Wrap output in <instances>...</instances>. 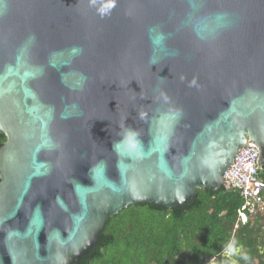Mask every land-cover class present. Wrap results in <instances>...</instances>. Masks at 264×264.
I'll return each instance as SVG.
<instances>
[{
    "label": "water",
    "instance_id": "water-1",
    "mask_svg": "<svg viewBox=\"0 0 264 264\" xmlns=\"http://www.w3.org/2000/svg\"><path fill=\"white\" fill-rule=\"evenodd\" d=\"M0 135V264L227 187L250 141L264 167V0H0Z\"/></svg>",
    "mask_w": 264,
    "mask_h": 264
},
{
    "label": "trees",
    "instance_id": "trees-1",
    "mask_svg": "<svg viewBox=\"0 0 264 264\" xmlns=\"http://www.w3.org/2000/svg\"><path fill=\"white\" fill-rule=\"evenodd\" d=\"M5 141L0 135V147ZM242 205L240 192L224 186L198 189L185 207L130 205L106 221L97 245L73 264H264V212L242 223ZM233 239L237 254L225 257Z\"/></svg>",
    "mask_w": 264,
    "mask_h": 264
},
{
    "label": "built area",
    "instance_id": "built-area-1",
    "mask_svg": "<svg viewBox=\"0 0 264 264\" xmlns=\"http://www.w3.org/2000/svg\"><path fill=\"white\" fill-rule=\"evenodd\" d=\"M259 148L250 141L240 148L231 167L224 174L226 188L240 192L243 205L239 212V221L246 223L258 212H264V181L261 177Z\"/></svg>",
    "mask_w": 264,
    "mask_h": 264
},
{
    "label": "clouds",
    "instance_id": "clouds-1",
    "mask_svg": "<svg viewBox=\"0 0 264 264\" xmlns=\"http://www.w3.org/2000/svg\"><path fill=\"white\" fill-rule=\"evenodd\" d=\"M236 242L235 240H231L229 241L225 247H224V255L225 257H231V256H234L237 254V249H236V246H235ZM240 258L242 260H245L247 261L249 259V257L247 256V254H241L240 255Z\"/></svg>",
    "mask_w": 264,
    "mask_h": 264
}]
</instances>
